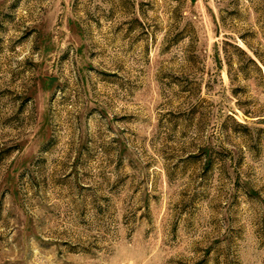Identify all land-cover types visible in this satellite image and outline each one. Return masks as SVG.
I'll return each mask as SVG.
<instances>
[{
    "label": "rangeland",
    "instance_id": "1",
    "mask_svg": "<svg viewBox=\"0 0 264 264\" xmlns=\"http://www.w3.org/2000/svg\"><path fill=\"white\" fill-rule=\"evenodd\" d=\"M0 264H264V0H0Z\"/></svg>",
    "mask_w": 264,
    "mask_h": 264
}]
</instances>
